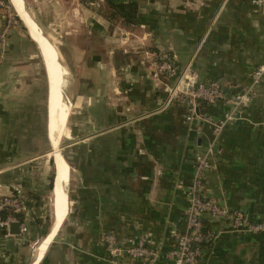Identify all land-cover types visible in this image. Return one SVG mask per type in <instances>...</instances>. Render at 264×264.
Wrapping results in <instances>:
<instances>
[{
    "label": "crops",
    "instance_id": "0c3cea01",
    "mask_svg": "<svg viewBox=\"0 0 264 264\" xmlns=\"http://www.w3.org/2000/svg\"><path fill=\"white\" fill-rule=\"evenodd\" d=\"M136 1L137 23L112 31L104 17L81 11L79 22L61 36L66 66L57 41L46 35L54 36L55 28L36 21L23 2L74 84L73 103L57 101L73 107L68 132L78 137V194L71 211L67 205L65 219L53 223L52 212L47 221L49 195L52 205L55 190L49 189V160L31 146L30 118L24 115L30 85L17 74H26L32 65L17 64L23 60L19 46L27 41L14 26L0 63V195L21 189L27 205L21 222L27 232L6 234L0 229V264H111L102 243L107 232L119 240L142 236L147 246L159 250L155 264H171L165 256L172 240L170 229L184 227L182 213L194 156L206 151L212 136L206 122L186 119L184 104L162 107L163 85L151 78L143 52L173 55L180 67L191 63L199 80H216L224 95L231 96L249 83L254 67L264 61V10L254 9L251 0ZM3 22L0 9V29ZM48 97L47 92L51 116ZM226 110L222 102L206 108L214 119ZM263 119L264 81L253 100L239 109L236 122L221 131L216 141L220 153L204 173L206 193L252 221L264 219ZM17 122L20 127L12 133L9 127ZM48 122L52 133L56 124L50 125V117ZM58 126L55 138L60 142L64 132ZM56 168L54 163L55 172ZM68 182L62 185L69 203ZM56 226V235L64 226L63 239L54 240L55 235L41 250L42 240ZM203 251L200 264H264V237L224 230Z\"/></svg>",
    "mask_w": 264,
    "mask_h": 264
},
{
    "label": "built area",
    "instance_id": "2783aa9c",
    "mask_svg": "<svg viewBox=\"0 0 264 264\" xmlns=\"http://www.w3.org/2000/svg\"><path fill=\"white\" fill-rule=\"evenodd\" d=\"M256 10H264V0H251ZM4 0H0V9ZM3 12V10H2ZM0 29V63L4 59L9 44V30L14 25L5 20ZM144 56L150 67L151 78L163 85L166 94L163 106L173 102L185 105L186 119L192 122L201 119L210 126L211 142L206 151L196 153L193 162L191 182L186 189L187 205L183 209L184 227L179 230L172 226L170 229L171 244L165 256L171 264H200L204 255L203 245L213 243L224 230L244 231L249 233H262L264 237V219L249 220L244 212L230 210L227 206L206 193L204 186V173L212 165L220 150L216 141L221 131L233 125L238 119L239 109L247 106L255 97L258 87L264 81V61L257 64L251 72L250 81L237 93L226 96L221 84L216 80L203 82L199 80L197 72L191 63L180 67L173 55H165L155 50H144ZM207 106L222 102L227 110L221 117L214 119L207 112H199V103ZM264 122V119H263ZM26 199L20 188L9 195H0V229L9 234L12 223H19V232H27V225L17 219L15 214H22L26 210ZM10 211V213L5 214ZM204 218L218 221L216 228H209L205 232ZM102 243L108 253L111 264H128L129 261H143L146 264H155L159 259V250L146 245L144 237H129L119 240L113 233L102 235Z\"/></svg>",
    "mask_w": 264,
    "mask_h": 264
},
{
    "label": "rangeland",
    "instance_id": "374dc122",
    "mask_svg": "<svg viewBox=\"0 0 264 264\" xmlns=\"http://www.w3.org/2000/svg\"><path fill=\"white\" fill-rule=\"evenodd\" d=\"M23 2H25L26 8L32 13L36 21L39 18L40 21L48 22L51 24L52 27L55 28V31H53L54 36L46 33L45 34L48 35L52 40L57 41V46L62 57H63V46L65 44V41L63 44L61 43L63 42V38H62L64 36L63 32L67 31V29L70 26H73L74 24L76 25V21H78L80 18L81 11L87 9L89 10V13H91L92 11V13H96L99 17H103L102 15L106 14V7L103 0H25V1L20 0L21 5L24 7ZM1 8L5 14V20L6 21L10 20V24L20 29L24 39H26L27 41V44L24 43L21 46H19V49L21 50V54H22L21 58H23V60L18 62L17 64L19 66L26 64L32 65V68L30 71H27L26 74L22 75L21 73H18L17 79L21 78L22 81H25L27 84L30 85L27 96V98L29 99L28 106H25V108L27 109V113L24 114L27 116V119L30 118V121L28 120L29 126L27 130L30 135L32 134L34 136V138H32L31 141V146H33L36 150L41 151V153L45 155L44 157L47 158L50 162V179H51L53 174H55L54 172L55 170H54V162L51 163V160L53 161V159L51 156L50 144L46 137L47 78L44 69L45 66H43L42 64V59L39 55L35 42L30 38L27 29L25 28L19 17L16 15L13 7L9 3V0L8 2L4 0V5ZM38 24L40 25L39 21ZM115 26L117 27L118 25ZM15 30L16 28L10 27L9 40L13 39V33ZM47 42L51 47L53 59L57 67V73H58L56 76L57 87H58L57 95L64 102L69 104L70 102L73 103L70 94L71 91H73L74 84L71 81L72 79L70 78V72L68 71L67 74V69L60 62L59 63L56 62L55 58L57 57L58 59L57 52L53 47V45L48 41V39ZM26 55L28 57H26ZM30 55H33L34 58H29ZM32 61L34 62L32 63ZM63 64L65 65L64 57H63ZM60 75L62 77H60ZM12 99L13 97L9 99V103L12 101ZM71 109H73V107L70 108V110ZM48 112H49L48 115L49 118L50 111L48 110ZM68 119H69L68 128L66 125L63 136L60 139V143H59V149L63 161L60 170L61 180L63 184H65L66 181L67 182L69 181L65 186L67 190V196H68L67 198L69 199V203H68V200H66V196H65L66 213L68 208L67 205L69 206V209L71 211L73 205L75 204V196L78 194L76 192V186L78 184L77 168L80 162V154L78 152L79 144H75L76 141H78V137L73 136L72 133L71 136L69 135L68 130H70L69 128H71L72 124H71V118ZM18 127H20L19 122L14 123L9 128L12 133H15ZM51 130L52 133L50 132V128H49V133H50L49 135L52 141L56 135V130H57L56 125H53ZM64 158L68 162L70 168L66 164ZM49 196L50 197L48 199V210L50 213L49 215V223H50L52 205H51V195ZM63 228L64 226L60 228L54 240H56L57 238H59L60 240L63 239V234H62L64 231Z\"/></svg>",
    "mask_w": 264,
    "mask_h": 264
},
{
    "label": "bare ground",
    "instance_id": "6f19581e",
    "mask_svg": "<svg viewBox=\"0 0 264 264\" xmlns=\"http://www.w3.org/2000/svg\"><path fill=\"white\" fill-rule=\"evenodd\" d=\"M11 6L13 7L15 13L20 17L24 25L28 28L29 35H31V38L35 42V44L38 45V50H40L43 63L45 68L47 69L48 74V80H49V91H48V98H49V106L51 109V116H50V125L52 126L54 123L60 128L62 132L66 127L68 114L70 111V105L63 103V106L61 102L57 99L59 97L55 94L54 88H56V73L57 68L55 66V62L53 59L51 47L48 45L47 39L44 36L42 30L37 25V23L33 20L31 15L28 13V11L16 0H10L9 2ZM36 45V46H37ZM52 131V130H51ZM62 138V134L60 135V139ZM51 145V156L54 160L55 166L57 167V172H59L58 177L56 176L55 184H54V190H55V198H53L54 205L56 207V216L58 218V221L60 222L61 219H65L66 214V206H65V194L63 192L64 188L62 185V180L60 176V170L62 167V156L59 150V138H55L52 140ZM58 227H54L53 231H51L41 242V248H46L48 243L53 240L55 237Z\"/></svg>",
    "mask_w": 264,
    "mask_h": 264
},
{
    "label": "trees",
    "instance_id": "16d2710c",
    "mask_svg": "<svg viewBox=\"0 0 264 264\" xmlns=\"http://www.w3.org/2000/svg\"><path fill=\"white\" fill-rule=\"evenodd\" d=\"M8 2V0H6ZM106 7V14L102 16L108 20V27L109 31H112L115 25H120L121 27H130L137 23V16H138V2L136 0H103ZM26 28V27H25ZM159 52V51H158ZM151 76V75H150ZM207 105L204 102L199 103V112L204 113L206 112ZM53 161L51 160V163ZM53 176L50 179L49 189L52 191V182ZM10 213V211L6 212L5 214ZM19 221L22 220V214H15ZM47 221H49V216L46 217ZM214 224H218V221H212L208 218H204V227L203 231L205 232L207 229L211 228ZM182 230V229H179ZM211 244V243H205ZM204 244V245H205ZM203 245V247H204Z\"/></svg>",
    "mask_w": 264,
    "mask_h": 264
},
{
    "label": "water",
    "instance_id": "95a60500",
    "mask_svg": "<svg viewBox=\"0 0 264 264\" xmlns=\"http://www.w3.org/2000/svg\"><path fill=\"white\" fill-rule=\"evenodd\" d=\"M17 15V14H16ZM18 16V15H17ZM19 17V16H18ZM19 19H20V17H19ZM31 36V35H30ZM56 59V62L58 63V59H57V57L55 58ZM45 71L47 72V69L45 68ZM60 77H62L61 75H60ZM47 92H48V82H47ZM59 92H60V90H59ZM47 111H48V109H47V99H46V124H47V128H46V136L48 135V139H49V143H50V146L52 145V141H51V139H50V136H49V127H48V125H49V122L47 123V117H48V113H47ZM48 120H49V118H48ZM66 160V159H65ZM55 172V171H54ZM56 176H57V170H56V172H55V175H54V177H53V184H52V192H54V184H55V180H56ZM53 197V196H52ZM54 198H55V195H54ZM52 212H53V223H55L56 224V221H57V216H56V211H55V207H54V201H53V198H52ZM63 221V220H62ZM62 224V222L60 223V225ZM59 225V226H60ZM53 226V225H52ZM58 226V227H59ZM51 229H52V227H51ZM3 233H5V231L3 232ZM17 233H19V223L18 222H15V223H12L11 225H10V228H9V234H17Z\"/></svg>",
    "mask_w": 264,
    "mask_h": 264
}]
</instances>
